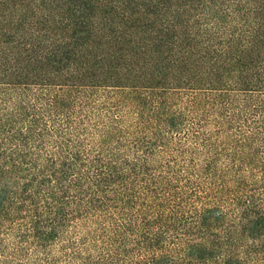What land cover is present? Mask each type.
<instances>
[{
  "label": "trees",
  "instance_id": "trees-1",
  "mask_svg": "<svg viewBox=\"0 0 264 264\" xmlns=\"http://www.w3.org/2000/svg\"><path fill=\"white\" fill-rule=\"evenodd\" d=\"M9 236L14 264H264V0H0Z\"/></svg>",
  "mask_w": 264,
  "mask_h": 264
},
{
  "label": "rangeland",
  "instance_id": "rangeland-1",
  "mask_svg": "<svg viewBox=\"0 0 264 264\" xmlns=\"http://www.w3.org/2000/svg\"><path fill=\"white\" fill-rule=\"evenodd\" d=\"M14 238L15 237L12 236L6 237L5 240H3L2 243H0V250H1L0 253L3 251L5 255V259L1 263L5 262L4 264H14L12 263V260L10 258V255H12V250L16 242ZM32 256L35 257L36 253H33Z\"/></svg>",
  "mask_w": 264,
  "mask_h": 264
}]
</instances>
